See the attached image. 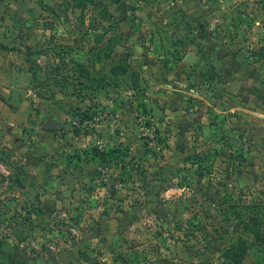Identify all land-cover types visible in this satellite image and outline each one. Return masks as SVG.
<instances>
[{"label": "rangeland", "instance_id": "obj_1", "mask_svg": "<svg viewBox=\"0 0 264 264\" xmlns=\"http://www.w3.org/2000/svg\"><path fill=\"white\" fill-rule=\"evenodd\" d=\"M1 45L0 264H264V0H0Z\"/></svg>", "mask_w": 264, "mask_h": 264}, {"label": "crops", "instance_id": "obj_2", "mask_svg": "<svg viewBox=\"0 0 264 264\" xmlns=\"http://www.w3.org/2000/svg\"><path fill=\"white\" fill-rule=\"evenodd\" d=\"M222 9H224V7H222ZM211 26L212 27H214V26H216V24H211ZM188 53H185V55H184V57H183V62L185 63V64H187L188 65V67H191V66H193V65H196V64H198V61H199V58H198V56L197 55H195L194 53H193V55H194V58L192 59V61H190V63H188L186 60H185V57H186V55H187ZM231 74V76L229 77V79L230 78H232V74L233 73H230ZM179 85H180V87H186V83H178ZM183 89V88H182ZM3 90H4V88H3ZM2 105V104H1ZM2 107L0 106V114H1V112H2V109H1Z\"/></svg>", "mask_w": 264, "mask_h": 264}, {"label": "trees", "instance_id": "obj_3", "mask_svg": "<svg viewBox=\"0 0 264 264\" xmlns=\"http://www.w3.org/2000/svg\"><path fill=\"white\" fill-rule=\"evenodd\" d=\"M0 47H3L2 45L0 46ZM4 48V47H3ZM48 120V118L46 119V121ZM244 254H245V249H241L240 250V253H238V256H237V260H238V262L240 263V262H242V258H243V256H244Z\"/></svg>", "mask_w": 264, "mask_h": 264}, {"label": "water", "instance_id": "obj_4", "mask_svg": "<svg viewBox=\"0 0 264 264\" xmlns=\"http://www.w3.org/2000/svg\"><path fill=\"white\" fill-rule=\"evenodd\" d=\"M194 58V55L192 53H188L185 57V60L190 63V61H192V59Z\"/></svg>", "mask_w": 264, "mask_h": 264}]
</instances>
